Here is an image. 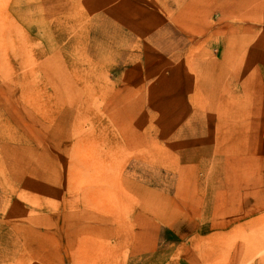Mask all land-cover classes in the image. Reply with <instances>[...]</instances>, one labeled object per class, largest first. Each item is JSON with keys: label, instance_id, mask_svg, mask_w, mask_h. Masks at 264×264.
<instances>
[{"label": "rangeland", "instance_id": "obj_1", "mask_svg": "<svg viewBox=\"0 0 264 264\" xmlns=\"http://www.w3.org/2000/svg\"><path fill=\"white\" fill-rule=\"evenodd\" d=\"M263 205L264 0H0V264H264Z\"/></svg>", "mask_w": 264, "mask_h": 264}, {"label": "crops", "instance_id": "obj_2", "mask_svg": "<svg viewBox=\"0 0 264 264\" xmlns=\"http://www.w3.org/2000/svg\"><path fill=\"white\" fill-rule=\"evenodd\" d=\"M204 201L205 202H203V205H201L204 208L203 214L205 215V217L209 218V217L212 216L210 208L213 207V204L211 203L212 201L209 200V199H205ZM200 229H201V227H200ZM202 229H203V232L206 233L205 237H209L210 235L216 233L215 230H214L215 229L214 223L212 225H210V226H206V227L202 226Z\"/></svg>", "mask_w": 264, "mask_h": 264}, {"label": "bare ground", "instance_id": "obj_3", "mask_svg": "<svg viewBox=\"0 0 264 264\" xmlns=\"http://www.w3.org/2000/svg\"><path fill=\"white\" fill-rule=\"evenodd\" d=\"M245 192V191H244ZM250 192V191H249ZM238 193V192H237ZM254 202V201H253ZM239 204H240V202H239ZM260 205V204H259ZM264 206V205H263ZM232 207V206H231ZM230 207V208H231ZM251 207V206H250ZM260 208H262L261 206H260ZM232 209V208H231ZM247 209V208H246ZM233 210V209H232ZM238 210V209H237ZM236 210V211H237ZM229 211V210H228ZM235 211V212H236ZM251 213V212H250ZM228 214V213H227ZM261 214V213H260ZM244 215H247L245 212H243V214H240V219L244 216ZM230 216V215H229ZM260 217H261V215H259ZM256 217V216H255ZM257 217H258V215H257ZM256 217V218H257ZM259 217V218H260ZM224 218V217H223ZM226 218V217H225ZM239 219V217L237 216H235V218L233 219V221H235V220H238ZM250 219V218H249ZM262 219H263V217H262ZM260 220H261V218H260ZM232 221V222H233ZM245 222H246V220H244ZM248 221V220H247ZM251 221H252V219H251ZM239 222V221H238ZM262 222V221H261ZM240 223V222H239ZM259 223V222H258ZM227 224H229V222L228 221H222L221 223H219V226H223V225H227ZM253 224H255L253 221H252V224H251V226H255L256 227V225H257V223H256V225H253ZM238 225V224H237ZM241 225V224H240ZM246 226H247V224H246ZM250 226V227H251ZM242 227H244V226H242ZM245 228H247V227H245ZM258 229V228H257ZM230 230V229H229ZM228 230V231H229ZM232 230V229H231ZM236 231V230H235ZM248 231V230H247ZM232 232H233V230H232ZM226 233H228V232H226ZM228 235V234H227ZM228 240V239H227ZM239 243V242H238ZM235 244V243H234ZM250 244V243H249ZM237 247V246H236ZM233 248V247H232ZM239 248V247H238ZM245 248V247H244ZM244 250H246V249H244ZM238 251V250H237ZM245 252V251H244ZM243 255V254H242ZM235 257V256H234ZM243 258V257H242ZM235 260V259H234ZM242 261V260H241ZM239 264V263H238Z\"/></svg>", "mask_w": 264, "mask_h": 264}]
</instances>
